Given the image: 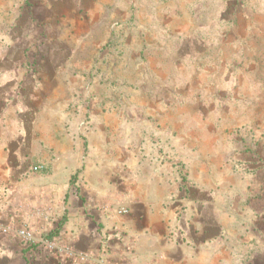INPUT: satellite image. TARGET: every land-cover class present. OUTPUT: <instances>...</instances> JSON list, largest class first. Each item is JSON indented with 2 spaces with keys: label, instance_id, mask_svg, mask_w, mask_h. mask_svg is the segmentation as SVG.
<instances>
[{
  "label": "rangeland",
  "instance_id": "obj_1",
  "mask_svg": "<svg viewBox=\"0 0 264 264\" xmlns=\"http://www.w3.org/2000/svg\"><path fill=\"white\" fill-rule=\"evenodd\" d=\"M0 67L25 189L53 174L63 207L108 189L119 215L135 176L179 215L208 182L264 200V0H0Z\"/></svg>",
  "mask_w": 264,
  "mask_h": 264
},
{
  "label": "crops",
  "instance_id": "obj_2",
  "mask_svg": "<svg viewBox=\"0 0 264 264\" xmlns=\"http://www.w3.org/2000/svg\"><path fill=\"white\" fill-rule=\"evenodd\" d=\"M9 146L0 142V264H264V206L256 204L262 194L223 203L210 182L195 185L177 199L180 216L178 192L166 185L153 191L135 176L126 214L103 206L108 189L89 193V204L75 199L63 207L69 185L57 186L49 174L26 190L34 178L24 174L23 149ZM5 226H30L38 241L53 232L73 254L27 245L3 233Z\"/></svg>",
  "mask_w": 264,
  "mask_h": 264
},
{
  "label": "built area",
  "instance_id": "obj_3",
  "mask_svg": "<svg viewBox=\"0 0 264 264\" xmlns=\"http://www.w3.org/2000/svg\"><path fill=\"white\" fill-rule=\"evenodd\" d=\"M3 232L17 236L27 245H33L34 243L44 242L43 240L38 241V239L36 237L37 235L35 234V231L30 226H25V227L17 228V229L13 228L12 226H5L3 228ZM47 245L50 246L51 249H53V250H56L59 252L64 251V252H67L69 254H73L72 249H70L66 246H62L59 243H57L56 241H51V242L47 243Z\"/></svg>",
  "mask_w": 264,
  "mask_h": 264
}]
</instances>
